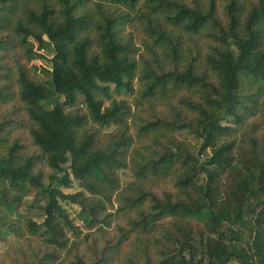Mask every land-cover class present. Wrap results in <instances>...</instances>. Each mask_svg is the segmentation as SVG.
<instances>
[{
	"label": "trees",
	"instance_id": "16d2710c",
	"mask_svg": "<svg viewBox=\"0 0 264 264\" xmlns=\"http://www.w3.org/2000/svg\"><path fill=\"white\" fill-rule=\"evenodd\" d=\"M7 235L0 264H264V0H0Z\"/></svg>",
	"mask_w": 264,
	"mask_h": 264
},
{
	"label": "rangeland",
	"instance_id": "374dc122",
	"mask_svg": "<svg viewBox=\"0 0 264 264\" xmlns=\"http://www.w3.org/2000/svg\"><path fill=\"white\" fill-rule=\"evenodd\" d=\"M51 53H52L51 50L48 48L44 51L40 50V51H38V55L36 56L35 60L32 62V65L38 69V74H40L39 77L42 78V80L48 79V75L46 73H43L41 71V69L43 68L45 70H50L49 59L51 58ZM109 82H110L109 79L104 80V83H106V84H109ZM110 88L113 89V86L110 85ZM116 97L119 99L130 100V98H128L127 96H124L122 94L117 95ZM79 104H80V98L78 99L76 106L79 107ZM185 135L186 134L179 133L178 137L181 139H186L187 142H189L191 145L195 146L196 141L193 138H191L189 136H185ZM53 175H54V173L52 171L46 170V176L49 177V176H53ZM57 175L60 176L61 174H57ZM46 176L44 177V180H43V185L45 187L49 184V179ZM119 177H120V180H121L123 185L132 180V175L129 171H120ZM54 187L57 188V186H54ZM58 188L66 194H72V193H75L76 191H78L76 184H73V182H72V187L70 189H64L61 186ZM33 198H36L40 204H38L37 206L34 207V211L32 212L31 217H32L34 222H37L39 224L43 220L42 207L44 206L45 201L41 195L36 196L35 194H31L30 196H28L26 198L27 204L32 202ZM61 205L66 210V212L68 213L70 219H72L76 225H79L82 227L83 225L81 224V222L77 218L78 213H79L78 207L73 206L71 204H67L65 202H62ZM22 212H23V210H22ZM16 241H17V239L15 237L7 235L6 240L4 242L0 243V251L5 250L10 244L15 243ZM230 264H238V263L234 262V263H230Z\"/></svg>",
	"mask_w": 264,
	"mask_h": 264
}]
</instances>
